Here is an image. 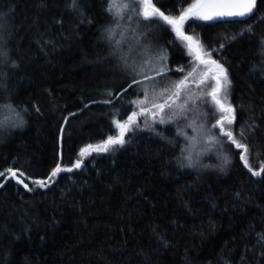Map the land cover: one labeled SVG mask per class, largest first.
<instances>
[{
	"label": "trees",
	"instance_id": "trees-1",
	"mask_svg": "<svg viewBox=\"0 0 264 264\" xmlns=\"http://www.w3.org/2000/svg\"><path fill=\"white\" fill-rule=\"evenodd\" d=\"M195 1L153 3L175 17ZM78 4L0 0V120L12 115L2 107L10 104L24 121L0 129V264H264V174L252 175L242 149L227 147V163L188 167L176 128L157 126L133 129L122 147L80 155L116 135L114 121L138 111L130 101L146 85L177 82L184 74L175 67L195 56L171 26L141 16L153 22L148 39L168 54L169 70L154 81L136 75L141 83L128 87L133 75L103 36L113 21L108 0ZM257 7L244 20L184 25L228 70L236 109L228 127L248 146L253 170L264 166V0ZM57 166L72 171L49 180ZM9 168L34 190L7 176Z\"/></svg>",
	"mask_w": 264,
	"mask_h": 264
},
{
	"label": "snow or ice",
	"instance_id": "snow-or-ice-1",
	"mask_svg": "<svg viewBox=\"0 0 264 264\" xmlns=\"http://www.w3.org/2000/svg\"><path fill=\"white\" fill-rule=\"evenodd\" d=\"M258 0H196V3L192 4L189 8L184 10L179 16H170L166 15L159 8L155 6L153 0H109L108 7L106 11L111 13L115 18V24L111 27H107L104 30L103 36L105 40L110 44L113 50V54L117 55L122 62L124 68L128 70L132 75V83L128 87H132L133 84L141 83L140 80H137L135 77L141 73L145 72V63H149L141 60L137 63L136 60L129 62V55L137 48L142 51L139 53L141 56L146 55L148 49L140 43V34L137 33L136 27H133L132 13L135 12L137 17H143L144 20H151L157 18L163 24L171 26L172 30L175 32L176 36L182 42H185L189 54L195 56V59L198 63L192 67L191 71L180 79L178 82H175L171 88H164L159 96L163 98L162 103L152 102L151 107H145L149 102V96L147 91L143 99L130 101L131 103L137 105L138 111H132L130 115L127 116V119L121 120L116 119L114 121L115 127L118 129V135L108 136L106 140L102 143L96 145H88L81 150L80 155L87 156L92 152H108L116 145L123 146L126 143L125 136L133 131L134 127L139 126V117H151L154 123L165 124L173 121L178 115H184L186 112L193 111L192 108H188L189 102L193 105L196 104L197 100H200L204 97L211 98V104L213 105V114L221 113L213 124H211L212 129H218L219 134H222L227 138V141L231 145H234L236 149H242L243 153L240 156V159L243 161L244 165L249 168V171L252 175L260 177L264 174V166H261L259 170H253L249 165L248 161V146L242 143L239 139L236 138L234 131L226 127L235 124L236 121V109L229 102V88L231 85V80L228 76V70L224 67L223 64H220L217 60L211 59V53L204 51V48L201 42L194 38L191 35H186L184 31V25L189 19H199L203 21H215L221 20L224 18L232 17H252L258 11ZM71 8L79 11L78 0H70ZM139 9V10H137ZM129 23L121 24L120 21L125 20ZM6 21L4 20V14L0 13V29L4 27ZM251 31V26L249 27ZM2 39V36H0ZM235 39V37H232ZM264 44V41H262ZM223 47V45H221ZM127 49V51H125ZM0 55H6L2 49H0ZM160 60H166V54H161L159 56ZM200 65L204 66V70L197 71L200 68ZM155 67L154 65L152 66ZM167 65L160 67L156 70V76H162L165 74ZM183 71V69H179ZM145 80H155L154 76L144 75ZM209 80L214 81L213 84H209V91H201L198 94L192 92L191 88L194 85L196 88H201ZM185 90L188 91V95L182 103L177 104V101L181 99V94ZM124 91H127L125 89ZM165 93L167 95L165 96ZM111 96V93H109ZM105 103H111V100L104 101ZM2 107L7 108L9 113L12 115H5L2 120H0V129L2 128H14L21 126L24 121L20 117V114L15 111L12 105H3ZM176 108L179 111L172 112L170 115H164L166 109ZM155 109V111L153 110ZM15 117V118H14ZM197 117H194L187 125L189 128H193L197 132V136H188L183 130L180 131V135L185 136L189 143L182 150L183 153H187L184 156V159L188 162V167H194L198 163L199 156L202 154L201 151H197V145L203 140L207 141L209 146H214L221 143L217 134H212L210 131H205L204 122L202 121L199 125L196 123ZM240 136H243V132L239 133ZM199 137V139H198ZM205 148L203 151H207ZM195 153V159L194 155ZM225 163L228 162V158L224 157ZM83 163V160H78L75 164V168H80ZM185 165L181 163V167ZM19 170H13L11 168L7 169L6 172L10 175V178H14L17 183L23 185L28 191H33V188H30L23 179L20 178L23 173L18 175ZM63 171H72L71 168L63 169L57 166L50 174L49 180L53 177H56L59 173ZM0 176H5V172L0 171ZM40 188L47 187V182L45 180L34 181ZM3 185L0 184V187Z\"/></svg>",
	"mask_w": 264,
	"mask_h": 264
},
{
	"label": "rangeland",
	"instance_id": "rangeland-1",
	"mask_svg": "<svg viewBox=\"0 0 264 264\" xmlns=\"http://www.w3.org/2000/svg\"><path fill=\"white\" fill-rule=\"evenodd\" d=\"M108 3H109V0H108ZM194 3H196V1ZM137 10H139V9H137ZM141 19H142L141 17H137L135 15V12L132 13V21H131V23H132L133 27H136V25L138 24V27H136V31H137V33L140 34V43L142 45H144L148 49V51H147L146 55L141 56L139 53L142 50L137 48L135 51H133L130 54H132L133 59L136 60L137 63H139L141 60L149 62V63H145V65H144L145 72L141 73L139 75L154 76L155 79H156V78H158L156 76V70L157 69H159L160 67H162V66H164L166 64L167 65L166 72L169 70L168 69L169 68L168 54L165 53L160 46L155 45L153 39H151V40L148 39L149 38L148 37V34H149L148 32H152V27H150V26L154 25V24H152L153 22L152 23L151 22L143 23ZM193 19H195V18H193ZM193 19H189L188 21L193 20ZM151 21H153V20H151ZM120 23L123 25V24L129 23V21H127V18H126L125 20L120 21ZM114 24H115V18L113 17V21H112V25L111 26H113ZM171 31L174 34V36L179 40V38L176 36V34L172 30V28H171ZM203 48H204V51H206L204 46H203ZM161 54H166L167 59L166 60H160L159 56ZM211 59H213V58H211ZM197 63H198V61L196 59L195 60L193 59V61L191 62V64L188 67H187V64L184 65V67L186 66L187 68H183V66H179L178 65V66L175 67L174 71L175 70L180 71L179 69L183 68V71H181V73H183L184 75L181 78H179V79H182L187 74V72L191 71L192 67H194ZM153 65L155 66L154 68L152 67ZM201 70H204V66L203 65H200V68L197 69L198 72L201 71ZM174 83L175 82L169 83V81H168L167 85H165L163 87H160L161 86V80H160V85H159L158 89H156V85L157 84H155V85L148 84V85H146V87H144L145 90L143 91L142 95L139 98H137V100L143 99L144 95H145V91H147V94L149 96V102L146 105H144L145 107H151L152 102L162 103L161 101H163V98L159 96V93H161V91L164 88H171ZM213 83H214V81L209 80L205 85L201 86V88H199V89L196 88L193 85L191 90H192V92H195L197 94L199 92H201V91L207 92V91L210 90L208 85L209 84H213ZM166 95H167V93H165V96ZM187 95H188V91L187 90L182 92L181 99L179 101H177V104L182 103ZM188 108H192L193 111L186 112L184 115H178L173 121H171L169 123H165V124L154 123L153 120L151 119V117H139V121H138L139 126L138 127H134V129H137V130H135V131H137V134H135L133 132H129L125 136L126 143L129 141L127 139V137L131 133H133L134 135H138L139 133H141V131L151 132L157 126H162V127H170V126L173 127L174 126L176 128V134L181 139L183 138L182 141H183V145H184L183 149H184L185 146L189 143V141L185 138V136H182L179 133H180L181 130H183L184 132L187 133L188 136H197V132L193 128L187 127V125L189 123H191L192 119L194 117H197V119H196L197 125H199L203 121L204 122V126H205V131L206 132L210 131L212 134H217L219 140L221 141V143L216 144L214 146H209L207 144L206 140H203L201 143H199L197 145V151H201L202 154L199 156L198 163H196V164L199 165V163H204L205 165H208L209 162L213 158H217L218 162H220L221 160H224V157H227V153L225 152V151H227V147L233 146L235 148V146L231 145L230 142L227 141L226 137H224L222 134H219V130L218 129H212L210 127L211 124H213L215 122V119L219 115H221V113H215V115L213 114V105L211 104V98L210 97H204V98H202L200 100H197L195 105H193L191 102H189ZM209 108H210L209 111L206 110V109H209ZM134 109L135 110H139L137 105L134 106ZM153 110L155 111V109H153ZM174 111L178 112L179 110L176 109V108L166 109L164 115L168 116ZM226 127H228V126L226 125ZM116 135H118V129H117ZM198 139H199V137H198ZM115 147H122V146L116 145L113 148H115ZM205 148H207L208 150L207 151H203ZM93 153L94 152H92L91 154H93ZM186 155H187V153L185 152L184 156H186ZM193 155H194V159H195V153H193ZM183 160L185 162H187L184 158H183ZM20 173L21 172L18 171V175ZM6 174H8V173L6 172ZM7 176L10 177V175H7ZM20 177H24L25 179H27L24 175H21ZM27 180H29V179H27Z\"/></svg>",
	"mask_w": 264,
	"mask_h": 264
},
{
	"label": "water",
	"instance_id": "water-1",
	"mask_svg": "<svg viewBox=\"0 0 264 264\" xmlns=\"http://www.w3.org/2000/svg\"><path fill=\"white\" fill-rule=\"evenodd\" d=\"M247 17H232V18H224V19H221V20H226V21H238V20H244V19H246ZM21 178V177H20ZM14 179V178H13ZM21 179H23V178H21ZM15 180V179H14ZM24 180V179H23ZM16 181V180H15ZM24 182H25V180H24ZM17 183V182H16ZM25 183H27V182H25ZM21 188H23V189H25L24 187H23V185H21V184H19V183H17ZM28 184V183H27ZM26 191H28L27 189H25Z\"/></svg>",
	"mask_w": 264,
	"mask_h": 264
},
{
	"label": "bare ground",
	"instance_id": "bare-ground-1",
	"mask_svg": "<svg viewBox=\"0 0 264 264\" xmlns=\"http://www.w3.org/2000/svg\"><path fill=\"white\" fill-rule=\"evenodd\" d=\"M25 190V189H24ZM26 191V190H25Z\"/></svg>",
	"mask_w": 264,
	"mask_h": 264
}]
</instances>
